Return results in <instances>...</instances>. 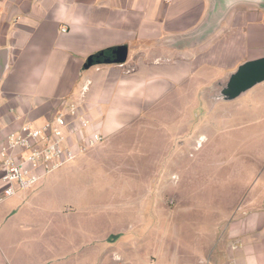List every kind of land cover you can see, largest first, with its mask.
Returning a JSON list of instances; mask_svg holds the SVG:
<instances>
[{
  "label": "crops",
  "instance_id": "obj_1",
  "mask_svg": "<svg viewBox=\"0 0 264 264\" xmlns=\"http://www.w3.org/2000/svg\"><path fill=\"white\" fill-rule=\"evenodd\" d=\"M210 6L209 0H0V145L22 123L40 125L72 102L89 125L76 132L70 126L71 137L95 131L103 143L140 122L175 89L183 95L195 72L203 82L199 93L210 95V87L217 90L239 64L264 56V12L236 3L218 17ZM111 47L121 48L122 62L101 58L83 68L89 56ZM215 69L225 72L206 81ZM263 86L264 81L252 88ZM61 170L71 174L76 167L63 166L44 178ZM42 185L32 195L21 191L0 203V264H123L110 259L118 240H110L109 217L88 231L86 217L74 215L81 210L66 211L62 200L55 205L54 181ZM255 187L263 191L264 181L256 180ZM249 195L217 221L219 228L194 235L192 247L182 251L188 256L171 264H264V195ZM14 200L39 210L42 203L43 212L80 225L60 236L31 231L45 227L36 214L3 213ZM207 238L214 239L209 247ZM123 250L114 251L122 256ZM141 259L134 264H151Z\"/></svg>",
  "mask_w": 264,
  "mask_h": 264
},
{
  "label": "rangeland",
  "instance_id": "obj_2",
  "mask_svg": "<svg viewBox=\"0 0 264 264\" xmlns=\"http://www.w3.org/2000/svg\"><path fill=\"white\" fill-rule=\"evenodd\" d=\"M239 4L252 6L255 14L264 12L255 3ZM224 72L209 70L206 81ZM202 83L195 72L183 95L175 89L140 122L67 164L76 167L71 174L61 170L37 182L31 195L47 180L54 181L55 205L62 200L66 211L81 210L74 215L86 217L88 231L90 225L97 231L102 217H109L110 240H118L109 251L116 263L134 264L141 256L140 262L151 264L183 261L188 255L182 251L192 247L197 233L219 228L217 221L227 219L247 192L255 198L264 195V190L251 189L256 180L264 181V86L213 104L215 91L210 87V95L199 93ZM14 201L3 213L36 214V222L45 227L31 231L60 236L80 225L76 220L64 223L55 211L43 212L40 201L41 210ZM120 236L124 240L119 242ZM213 241L207 238L206 246ZM118 246L124 249L121 257L114 251Z\"/></svg>",
  "mask_w": 264,
  "mask_h": 264
},
{
  "label": "built area",
  "instance_id": "obj_3",
  "mask_svg": "<svg viewBox=\"0 0 264 264\" xmlns=\"http://www.w3.org/2000/svg\"><path fill=\"white\" fill-rule=\"evenodd\" d=\"M73 125L76 132L86 128L89 121L72 102L44 123L24 122L6 135L0 145V203L17 192L31 189L46 175L103 141V135L95 131L73 139L70 129Z\"/></svg>",
  "mask_w": 264,
  "mask_h": 264
},
{
  "label": "water",
  "instance_id": "obj_4",
  "mask_svg": "<svg viewBox=\"0 0 264 264\" xmlns=\"http://www.w3.org/2000/svg\"><path fill=\"white\" fill-rule=\"evenodd\" d=\"M210 1V12L215 16H222L229 7L236 3L246 2L255 3L264 8V0H209ZM120 47H111L104 49L103 51L89 56L83 68L86 69L90 66L98 64L101 62H122L120 56ZM100 57V61L98 60ZM3 66L0 65V74L2 72ZM264 81V56L255 59L244 61L239 64L237 68L232 71L226 80L219 81L217 84L218 89L215 90L216 100H233L237 98L242 93L246 92L256 84Z\"/></svg>",
  "mask_w": 264,
  "mask_h": 264
}]
</instances>
